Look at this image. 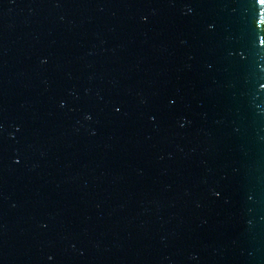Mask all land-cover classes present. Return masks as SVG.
Returning a JSON list of instances; mask_svg holds the SVG:
<instances>
[{"label": "water", "instance_id": "95a60500", "mask_svg": "<svg viewBox=\"0 0 264 264\" xmlns=\"http://www.w3.org/2000/svg\"><path fill=\"white\" fill-rule=\"evenodd\" d=\"M0 264H264V0H0Z\"/></svg>", "mask_w": 264, "mask_h": 264}]
</instances>
